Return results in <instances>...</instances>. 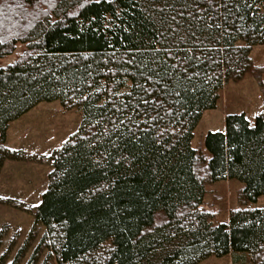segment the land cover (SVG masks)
<instances>
[{"label": "trees", "instance_id": "trees-1", "mask_svg": "<svg viewBox=\"0 0 264 264\" xmlns=\"http://www.w3.org/2000/svg\"><path fill=\"white\" fill-rule=\"evenodd\" d=\"M261 45L264 0H0L1 139L41 102L82 112L51 156L38 250L59 264H264V208L223 223L202 208L223 180L243 182L244 201L264 195V113L227 115L209 158L192 145ZM26 157L3 148L0 170Z\"/></svg>", "mask_w": 264, "mask_h": 264}, {"label": "rangeland", "instance_id": "rangeland-1", "mask_svg": "<svg viewBox=\"0 0 264 264\" xmlns=\"http://www.w3.org/2000/svg\"><path fill=\"white\" fill-rule=\"evenodd\" d=\"M23 48L18 45L1 63H12ZM251 58L245 75L225 86L218 107L206 111L196 128L192 145L202 149L208 158L211 153L205 137L210 130L224 129L226 113H245L252 124L264 113V45L254 47ZM81 124L82 112L67 110L57 100L41 102L12 121L4 140L0 133V153L7 148L27 156L24 160L6 159L0 170V264H59L56 257L48 260V248L38 250L46 228L33 230L34 213L49 185L51 156L78 132ZM244 188L245 184L239 180L209 183L202 208L217 214L216 223L228 222L233 210L264 208V195L256 202L244 201ZM163 220L164 213L158 211L156 223ZM200 264H232V261L229 255L212 256Z\"/></svg>", "mask_w": 264, "mask_h": 264}, {"label": "crops", "instance_id": "crops-1", "mask_svg": "<svg viewBox=\"0 0 264 264\" xmlns=\"http://www.w3.org/2000/svg\"><path fill=\"white\" fill-rule=\"evenodd\" d=\"M227 115H228V113H226V117H227ZM210 131H212V130H210ZM221 131H222V132L226 131V121H225V127H224V129L221 130Z\"/></svg>", "mask_w": 264, "mask_h": 264}]
</instances>
